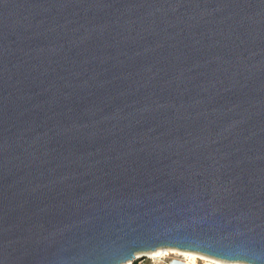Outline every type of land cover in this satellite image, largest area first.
<instances>
[{
	"label": "water",
	"instance_id": "water-1",
	"mask_svg": "<svg viewBox=\"0 0 264 264\" xmlns=\"http://www.w3.org/2000/svg\"><path fill=\"white\" fill-rule=\"evenodd\" d=\"M163 247L264 264V0H0V264Z\"/></svg>",
	"mask_w": 264,
	"mask_h": 264
},
{
	"label": "bare ground",
	"instance_id": "bare-ground-1",
	"mask_svg": "<svg viewBox=\"0 0 264 264\" xmlns=\"http://www.w3.org/2000/svg\"><path fill=\"white\" fill-rule=\"evenodd\" d=\"M151 253H153V257H156L158 259L163 258L162 256H168L170 254L180 255L183 259L181 264L187 261H190L191 259H195V258L201 259V260L204 259L210 264H223L224 263V261L221 259L211 257V256H208L202 253L193 252V251H183V250L169 248V247L159 248L155 251H152ZM231 262H239V261H231ZM128 264H131V263H128Z\"/></svg>",
	"mask_w": 264,
	"mask_h": 264
},
{
	"label": "built area",
	"instance_id": "built-area-1",
	"mask_svg": "<svg viewBox=\"0 0 264 264\" xmlns=\"http://www.w3.org/2000/svg\"><path fill=\"white\" fill-rule=\"evenodd\" d=\"M159 249V248H158ZM152 251L148 252H142V253H137L135 254V257L132 261L127 262L131 264H181L183 261L182 257L170 254L168 256H162L163 258L161 259L162 262L157 263L155 262L158 258L153 257ZM125 264V263H122ZM193 264H198V260L196 262H193Z\"/></svg>",
	"mask_w": 264,
	"mask_h": 264
},
{
	"label": "rangeland",
	"instance_id": "rangeland-1",
	"mask_svg": "<svg viewBox=\"0 0 264 264\" xmlns=\"http://www.w3.org/2000/svg\"><path fill=\"white\" fill-rule=\"evenodd\" d=\"M177 256H180V255H177ZM181 257V256H180ZM162 258H160V259H157L155 262H157V263H160V262H162V260H161ZM198 260V264H210V263H208L206 260H201V259H197V258H195V259H191L190 261H187V262H185V263H182V264H193V262H196ZM224 261V263L223 264H246V263H243V262H231V261H225V260H223Z\"/></svg>",
	"mask_w": 264,
	"mask_h": 264
}]
</instances>
